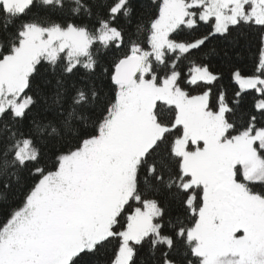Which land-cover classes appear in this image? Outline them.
I'll use <instances>...</instances> for the list:
<instances>
[{"label":"snow or ice","instance_id":"6c2138e0","mask_svg":"<svg viewBox=\"0 0 264 264\" xmlns=\"http://www.w3.org/2000/svg\"><path fill=\"white\" fill-rule=\"evenodd\" d=\"M34 4L65 7L64 0H0V185L10 188L9 178L19 182L25 171L38 177L0 220V264H80L112 240L118 247L108 264H135L145 242L152 264H264V191L254 190L264 185V37L256 74L233 73L241 90L260 94L239 126L229 115L241 92L230 104L220 91L213 108L209 91L185 90L217 80L209 66L193 64L186 85L178 71L179 60L210 38L264 27V0H162L148 24L137 20L128 34L103 95L65 77L77 66L94 72L101 49L124 46L132 0H114L94 30L23 19ZM71 4L73 16L91 18L87 0ZM198 22L211 30L191 42L173 38ZM41 62L51 67L45 87L34 83ZM33 108L51 118L33 117L26 127ZM52 139L59 147L46 160L42 145ZM162 189L183 215L165 221V208L147 198ZM131 201L141 206L122 224Z\"/></svg>","mask_w":264,"mask_h":264},{"label":"trees","instance_id":"16d2710c","mask_svg":"<svg viewBox=\"0 0 264 264\" xmlns=\"http://www.w3.org/2000/svg\"><path fill=\"white\" fill-rule=\"evenodd\" d=\"M88 3L93 5L91 18L85 16L83 13L80 16H73L69 9L72 7L71 0H64V9L59 8H47L43 6H34L29 10L27 16L23 19L39 16L41 19L50 20L53 22H74L76 24H86L90 30H94L97 27V15L105 16L107 14V7L111 6L114 0H87ZM162 0H132L135 5V11L132 19V23L127 25V31L125 34L124 46L117 49L115 46L104 50L101 49L98 53L99 64L94 72H88L80 66L74 70L73 74L65 77L68 85L75 84L76 88H84L86 91L92 84H95L98 89L101 90V94L109 93L111 91V72L113 70V61L125 53L128 49V34H134L136 31L137 20H141L144 24H148L153 15L158 13L159 4ZM98 4L105 5L104 7H97ZM117 24H123L122 17L116 21ZM211 30V25L205 22H198L194 29H182L176 34H173V38L178 41L191 42L196 38L206 35ZM264 37V27L258 25L242 26L240 28L233 27L229 36H219L210 38L202 47L194 49L190 54L183 56L178 62V71L182 74L181 84L186 85L187 76L190 68L193 64L207 65L210 70L217 75L218 79L211 83L199 82V86H187L186 91H189L192 95H199L203 91H209V102L213 108L217 103V97L220 91H224L227 96L228 102H231L235 98V93L241 92L239 97L240 104L236 109L235 115H229L230 120H235L237 126L243 121H247L250 115L255 114L253 108L254 101L260 98V94L254 89H246L241 91L234 81L233 73L239 70L241 75L250 76L256 74V70L259 64V53L261 48V40ZM133 38H136L133 36ZM143 38V37H142ZM146 46V39H145ZM100 46L97 44L93 51L96 52V48ZM35 75V84L43 85V80L51 77V67L47 62H41L38 66V72ZM150 78V77H149ZM51 86H47L50 88ZM47 88L45 90H47ZM27 91V90H26ZM72 94L75 93V88L72 90ZM51 113H45L41 108H33L29 114L28 119L25 120V126L27 127L30 119L35 117L38 120L47 122V118H51ZM257 126H260L259 124ZM182 131V129H181ZM176 133H174L175 135ZM235 135V133H232ZM174 138V137H173ZM57 144L55 139L49 140L45 145H42V150L45 153V159L50 160L57 154ZM143 173L141 174V178ZM34 179L38 177H32L30 172L25 171L19 182L16 178L10 177L11 187L5 189L0 185V220H3L8 213L20 204L28 187L34 182ZM254 190L257 192L264 191V185L257 184L254 186ZM190 195L192 193H189ZM200 190H197L199 198ZM147 198H154L159 201L162 207L165 208V221L171 217H175L178 214H184V207L176 200L168 198L167 190L161 191L160 194L155 196H149ZM141 206L136 201H131L126 206L127 211L121 217V223H126L127 215L132 212L136 207ZM186 220L191 221V212L187 213ZM194 223V221H192ZM121 229H117L119 231ZM167 230V229H165ZM118 247V241L112 240L105 248L100 249L95 254H86L81 257L80 264H108L113 250ZM135 264H152V256L149 253V244L145 242L143 247L138 248L137 254L134 257Z\"/></svg>","mask_w":264,"mask_h":264},{"label":"rangeland","instance_id":"374dc122","mask_svg":"<svg viewBox=\"0 0 264 264\" xmlns=\"http://www.w3.org/2000/svg\"><path fill=\"white\" fill-rule=\"evenodd\" d=\"M162 3V2H161ZM213 23H214V19H213ZM234 81L237 83V85H238V87H239V89H240V86H239V83H238V81H236L235 79H234ZM241 90V89H240ZM244 90H246V89H244ZM241 91H243V90H241ZM200 146L202 147L203 145H202V142H200ZM190 147V150H195V146L194 145H190L189 146ZM241 179H242V177H241ZM242 234V233H241Z\"/></svg>","mask_w":264,"mask_h":264}]
</instances>
